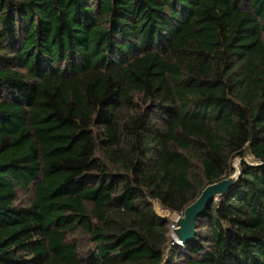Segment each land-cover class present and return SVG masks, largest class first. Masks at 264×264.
<instances>
[{"label":"trees","instance_id":"1","mask_svg":"<svg viewBox=\"0 0 264 264\" xmlns=\"http://www.w3.org/2000/svg\"><path fill=\"white\" fill-rule=\"evenodd\" d=\"M0 264H264V0H0Z\"/></svg>","mask_w":264,"mask_h":264},{"label":"water","instance_id":"2","mask_svg":"<svg viewBox=\"0 0 264 264\" xmlns=\"http://www.w3.org/2000/svg\"><path fill=\"white\" fill-rule=\"evenodd\" d=\"M233 173L216 183L207 185L198 198L187 206L182 215L175 220L176 228L174 234L183 244L193 240L197 216L200 215L206 206L213 200L226 193L236 182L239 175V166H235Z\"/></svg>","mask_w":264,"mask_h":264},{"label":"rangeland","instance_id":"3","mask_svg":"<svg viewBox=\"0 0 264 264\" xmlns=\"http://www.w3.org/2000/svg\"><path fill=\"white\" fill-rule=\"evenodd\" d=\"M250 159H251L250 157H246V160L250 161ZM239 162H240V159L235 158V160L233 161V165L239 166ZM156 209H157L158 213L166 215L169 219V222L172 220L175 221L178 217L181 216L179 213L166 212V211L162 210L160 207H156ZM169 232H170V236H171L170 229H169ZM173 236H174V238L176 237L175 234ZM172 241H173V238H172Z\"/></svg>","mask_w":264,"mask_h":264},{"label":"built area","instance_id":"4","mask_svg":"<svg viewBox=\"0 0 264 264\" xmlns=\"http://www.w3.org/2000/svg\"><path fill=\"white\" fill-rule=\"evenodd\" d=\"M169 227H170V231H171V236H172V238H173V242H174L175 244L181 245V244H182L181 240L177 239V237L174 238V236H173V235H174V230H175V228L177 227L175 221L172 220V221L170 222ZM172 238H171V239H172Z\"/></svg>","mask_w":264,"mask_h":264},{"label":"clouds","instance_id":"5","mask_svg":"<svg viewBox=\"0 0 264 264\" xmlns=\"http://www.w3.org/2000/svg\"><path fill=\"white\" fill-rule=\"evenodd\" d=\"M183 244V243H182Z\"/></svg>","mask_w":264,"mask_h":264}]
</instances>
